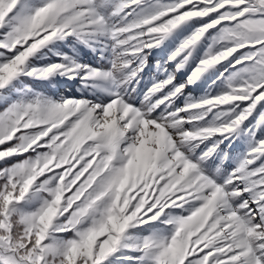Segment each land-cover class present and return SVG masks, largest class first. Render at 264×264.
I'll return each mask as SVG.
<instances>
[{"label": "snow or ice", "instance_id": "1", "mask_svg": "<svg viewBox=\"0 0 264 264\" xmlns=\"http://www.w3.org/2000/svg\"><path fill=\"white\" fill-rule=\"evenodd\" d=\"M0 264H264V0H0Z\"/></svg>", "mask_w": 264, "mask_h": 264}]
</instances>
